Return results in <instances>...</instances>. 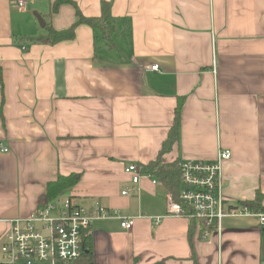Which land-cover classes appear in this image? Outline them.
<instances>
[{
	"label": "crops",
	"instance_id": "crops-1",
	"mask_svg": "<svg viewBox=\"0 0 264 264\" xmlns=\"http://www.w3.org/2000/svg\"><path fill=\"white\" fill-rule=\"evenodd\" d=\"M73 1L90 18L110 4L113 46L84 24L53 46L17 44L47 36L46 25L69 28L76 9L51 13V0H30L19 10L0 0V248L7 221L68 200L135 223L126 230L117 217L92 219L87 254L55 264H264L256 216L226 217L203 238L200 223L168 213V190L145 168L182 103L179 138L163 164L214 161L229 150L223 200L238 207L261 192L264 211V0ZM130 163L142 168L138 183L124 172ZM59 175L80 180L50 202L47 186Z\"/></svg>",
	"mask_w": 264,
	"mask_h": 264
},
{
	"label": "built area",
	"instance_id": "built-area-1",
	"mask_svg": "<svg viewBox=\"0 0 264 264\" xmlns=\"http://www.w3.org/2000/svg\"><path fill=\"white\" fill-rule=\"evenodd\" d=\"M30 0H12L19 10L26 8ZM158 71L159 65L148 67ZM2 151L7 152V149ZM231 151L220 150L214 161L182 160L179 162V175L182 183L180 202L171 194L167 197V211L172 216L196 219L203 227V238L212 232H218L224 218L231 216H249L258 218L259 227L264 230V211H258L247 202L236 208L223 200L222 167L229 161ZM126 174H132L133 183L142 177V168L130 163L124 168ZM127 192H123L126 195ZM58 212L53 216V212ZM119 218L121 227L131 230L135 219L121 217L119 211L99 207L85 211L65 201L56 207L46 204L27 219L7 221L9 230L3 236L0 252L4 259L0 264H55L56 262L75 263L82 257L81 248L83 233L87 232L94 218ZM161 219H156L157 223ZM43 223V230L36 223Z\"/></svg>",
	"mask_w": 264,
	"mask_h": 264
},
{
	"label": "trees",
	"instance_id": "trees-1",
	"mask_svg": "<svg viewBox=\"0 0 264 264\" xmlns=\"http://www.w3.org/2000/svg\"><path fill=\"white\" fill-rule=\"evenodd\" d=\"M51 13L58 12L59 8L63 5H72L76 9V22L65 30L57 31L55 29L49 28L46 25V29H48L47 36L39 37L38 39H18L15 40L17 44H39L44 43L48 45H52L73 40L76 37L75 30L77 27L81 26V24L88 25L94 30H98L99 33L102 34L104 39L106 40V45L108 47L113 46V36H115L119 32V27L117 25L116 19L112 16L111 13V6L110 4L106 3L105 1L102 2V13L99 17L90 18L84 16L80 11L78 5L73 0H51ZM182 108V103L178 104L175 110V120L174 124L170 130V134L168 138L163 142L162 149L158 154L157 159L154 162L148 164L145 168L147 172L152 176V178L156 180H161L164 184L168 193L172 195L175 201L180 202L179 196L182 191V183L180 180L179 175V162L175 161L172 164H163L161 158L164 154L170 152L172 150V145L178 140L179 138V128L181 123L180 112ZM80 178L78 175L72 176H57V180L48 183L47 186V193L48 197L51 201L58 199V197L62 196L63 192L72 188L75 184L79 182ZM263 195L262 193L258 192L256 194L254 202H247L251 207L257 208L258 211L261 210V199ZM231 207L236 208L237 206L231 205ZM260 209V210H259ZM196 223H199L196 219H190V225L193 227ZM87 232H84L82 238V245L81 248L83 250L82 256L87 254V250H84V247L87 248L86 241H88L89 235H86ZM88 249V248H87ZM79 260V259H78Z\"/></svg>",
	"mask_w": 264,
	"mask_h": 264
},
{
	"label": "rangeland",
	"instance_id": "rangeland-1",
	"mask_svg": "<svg viewBox=\"0 0 264 264\" xmlns=\"http://www.w3.org/2000/svg\"><path fill=\"white\" fill-rule=\"evenodd\" d=\"M45 4V3H44ZM44 4H43V6H44ZM45 7V6H44ZM41 12H42V14H41ZM43 13H45L44 12V10H43V8H41L40 10H39V14H41V19H44L46 22L48 21L47 20V17L45 16V14H43ZM36 19H37V17H35ZM39 20V19H38ZM44 20H42L43 22H44ZM46 22H44V25H42V24H40L39 25V28H45V24H46ZM42 30H44V29H42Z\"/></svg>",
	"mask_w": 264,
	"mask_h": 264
},
{
	"label": "water",
	"instance_id": "water-1",
	"mask_svg": "<svg viewBox=\"0 0 264 264\" xmlns=\"http://www.w3.org/2000/svg\"><path fill=\"white\" fill-rule=\"evenodd\" d=\"M39 21H41V24L44 25V22L42 21V19L38 16Z\"/></svg>",
	"mask_w": 264,
	"mask_h": 264
}]
</instances>
